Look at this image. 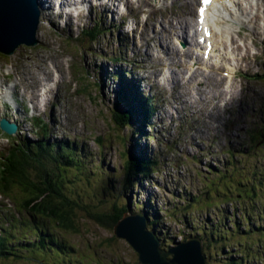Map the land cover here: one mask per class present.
<instances>
[{"label": "rangeland", "instance_id": "1", "mask_svg": "<svg viewBox=\"0 0 264 264\" xmlns=\"http://www.w3.org/2000/svg\"><path fill=\"white\" fill-rule=\"evenodd\" d=\"M48 1L53 7L52 15ZM190 1L192 6L187 0H149L148 9L146 4L137 8L138 3H134L132 13L138 10L139 17L135 20L130 11L116 5L117 0H110L109 5L118 11L113 16L119 29L113 28L111 36L106 31L95 43L87 39L83 46L80 38L70 36L67 40L60 35L80 29L89 13L99 19L101 9L92 12L90 4H103L86 0L56 13L57 2L45 0L36 40L37 45L42 44L36 49L22 44L10 56L0 55V75L11 73L18 103L31 97L36 101L42 98L38 117L50 129V140L77 136V151L82 150L64 181V191L75 202L74 229L55 219H34L26 214L13 218L7 213L0 217V233L12 241V251H19L15 244L28 245L22 240L35 238V243L41 239L48 247L49 241L65 243L71 264H139L128 242L114 235V226L100 223L95 217L110 216L118 210L114 203L120 207L129 200L131 213L142 209L150 213V220L156 217V229L166 231L160 240L165 243L173 238L167 242L169 247L184 241L188 234L195 236L198 230L204 239L205 264H226L232 261L230 257L241 264H264V0L249 4L240 32L235 29L241 35L237 41L248 50L232 43V53L238 60V54L247 50L248 57L232 78L235 93L224 106L221 100L227 98V79L223 74L227 69L202 64L208 59L202 60L201 48L194 43V8L198 0ZM170 11L176 19L190 22L186 36L176 21H169ZM91 17L88 28L92 27ZM171 23L177 24L179 32L171 33L166 28L170 37L165 34L164 43L156 35ZM26 24V33L30 34L36 24L32 14H28ZM118 31L128 36L121 44ZM135 52L148 60L133 57ZM195 55L197 62L191 59ZM102 64L112 68L107 70L106 85L95 90V98L77 91L67 70L85 68L92 74L91 88H95L100 80L105 81V70H98ZM114 73L119 74L118 82L112 78ZM162 73L171 79L167 84L159 79ZM51 78H56L57 86L41 90ZM135 79L141 81L138 91L129 88ZM124 83L130 97L124 94ZM178 91L183 95L175 98ZM147 98L154 108L150 114L146 113ZM193 110L198 113L192 115ZM115 111L117 123L112 118ZM51 117L56 127H50ZM121 121H125L123 126ZM145 122L151 123V127L145 126L146 135H151L147 142L139 135ZM3 136L0 135V154L8 147L7 136ZM142 142L149 153L155 154L158 164L146 178L136 176L133 186L124 192L128 198L125 200L120 191L126 159L141 148ZM49 229L53 231L47 232ZM33 248L31 252H19V256L0 257V264H69L64 255L52 254L51 249Z\"/></svg>", "mask_w": 264, "mask_h": 264}, {"label": "trees", "instance_id": "2", "mask_svg": "<svg viewBox=\"0 0 264 264\" xmlns=\"http://www.w3.org/2000/svg\"><path fill=\"white\" fill-rule=\"evenodd\" d=\"M99 22L101 24L100 26L93 27L91 30L84 32L82 37H84L86 40L89 39L92 43H95L100 35L99 28L102 27L103 33H106V31L109 32L110 27L108 26L107 28L101 20H99ZM81 40L84 41V39ZM1 54L2 53H0V55ZM113 60L117 61V58H113ZM109 68L112 67L102 64L98 69L101 72L105 70V81L108 79L107 70ZM90 77L93 79L92 74L90 76H84L82 79H80L82 86L81 92H85L89 96H93V98H95V90L97 87L101 88L105 81L103 83H98L95 88H91L93 81L90 79ZM112 78L113 80H117L119 78V74L114 73ZM97 81H99V77ZM126 88L128 89V85H126ZM127 89H124V94H128L130 97L131 92L128 93ZM118 120V115L114 114L113 121L117 123ZM122 123H125V121H121V125L123 126ZM139 135H143L144 137V135H146V131L144 133L143 129L139 130ZM147 136V139L151 137L150 134ZM167 140L170 141L171 139ZM76 149V145L73 143L68 144V142L65 140L50 142L49 139L46 140V138L44 139L41 136H39L37 139L31 138L20 141L16 144V148L13 150L11 147H9L7 154L0 156V196L2 197L3 201L8 200L10 204L13 205V208L9 209L6 207L2 216H5L7 213L15 216V212L26 214L30 218L34 219H36L37 216H43L44 218L55 219L64 227L74 229L73 217L75 214H73V205L75 202L72 201L67 196L68 194H66L64 191V181L69 176L66 174V172L69 171L70 168H75V162L77 160ZM146 151H148L147 148L143 149L142 151L141 149H138L136 152L137 154L128 153L129 158L126 155L128 159H126L125 173L122 178L121 186H123V188H121L120 191L121 196L125 200L128 198L126 197L127 194H124V192L130 190V188L133 186L136 176L143 175L146 178V176L152 170H154L155 166L158 164L155 154L148 152V155H146ZM234 180H236V178L231 179V181ZM250 188L254 194V182H252ZM228 193L225 191L226 195ZM125 204L122 202V205L119 207L117 206V203H114L118 209L114 214H111L110 216L105 214H96L95 217L98 221H100V223L103 222L114 226V224L120 219L124 212L131 211L129 200L127 204ZM76 205L78 204L76 203ZM135 205L136 204H134V206ZM140 211L145 213L147 217L148 214H150L149 212H146V210L141 209ZM247 219L248 218L245 220L247 221ZM148 220L149 230L151 229V231L156 233L158 237L160 235L166 234V231L162 232L161 230L156 229V217L153 220H150L148 217ZM237 225L239 226L238 222ZM243 228L246 229L245 227ZM5 229L6 227L3 228V230ZM37 230L38 232H41L40 229L37 228ZM214 231L217 230L214 228ZM214 231L211 230L210 234H212ZM196 233L197 234L195 236H198L202 242H204L203 236L198 230ZM190 236L193 235L188 234L187 238ZM187 238L185 237L184 240ZM213 239L214 236H212L211 240ZM170 240L171 241L165 240V243H163V240H160V246L168 248L169 244L167 242L171 243L173 238ZM50 242L52 243L53 241ZM10 243L11 240L6 235L0 233V257L5 258L6 256L11 255V252H9ZM51 243H49V247L46 245L42 247L38 246V248H43L44 251H47L46 249H51L53 251L52 254L64 255L68 260V263L71 264V253L70 251H67L68 248L65 243L53 242L52 244L55 246H52ZM173 243H175V241ZM202 245L204 246V243H202ZM35 246H37L36 243L34 241H30L27 245L29 249L28 252L33 251L35 249L33 247ZM229 260L232 261H227L226 264H241V261L237 262V260L232 257H230Z\"/></svg>", "mask_w": 264, "mask_h": 264}, {"label": "bare ground", "instance_id": "3", "mask_svg": "<svg viewBox=\"0 0 264 264\" xmlns=\"http://www.w3.org/2000/svg\"><path fill=\"white\" fill-rule=\"evenodd\" d=\"M41 0H38V2H40ZM85 1V0H83ZM108 1V0H107ZM126 1V0H125ZM159 1V0H157ZM190 5L192 6L193 3L190 0H187ZM245 2H248V4L251 3H255L257 2V0H245ZM48 5V9H49V14L52 15V4L50 1L47 2ZM70 3V0H60V8H59V13L62 12V8L65 7L66 4ZM96 3H102L103 5L101 7L96 6V5H91V11L93 12L94 10L97 9H101V15L99 17V20H101L103 22V24L108 28V26L110 27V30L113 28H119L118 25H116V21L115 19L112 17L111 19H108V13H115V9H111L110 6H108L107 3L102 2L101 0H97ZM36 4V2H35ZM38 4V3H37ZM36 4V6H37ZM128 6L131 8V4L127 3ZM146 4L145 7L146 9H148L151 5V3L149 2V0H138V5H143ZM22 5H26L28 6L27 8V12H29L30 10H34L33 8V4L30 2V0H0V44L4 45V44H11L15 39L19 38V37H23L24 35V26L26 25L27 19L25 18L24 14H26L25 12L22 11ZM46 5V4H45ZM162 5H164V3H162ZM39 6V5H38ZM247 6L246 3H244V0H215L207 9L205 14H200L196 8H194L195 13L197 14V16L200 19L205 20L206 24H210L212 23V25L214 26V30H212L211 33V37L208 41H213L214 43V47L211 51V55L205 50L203 43L194 39V43L195 46L198 48H201V53H205V55H207L208 57V61L207 60H203L202 64L206 65V66H215V68L219 67V66H225L228 69V72L225 74L226 79H227V89L231 90L232 88V78L233 76V72L236 71L238 72L239 70L242 69V64L243 61L248 57L246 51L248 50V47H246L245 45H243L242 43L238 42L237 40L240 39L241 35L239 34H234L232 35V30L233 32H235V29L233 28V24L234 23H242V18L243 16V7ZM250 8V5H249ZM148 10H144V12H147ZM171 13V17L168 18L169 21L172 18L173 21H176V23L179 25V29L181 33H185L186 36V26L188 24H190V22L185 21L181 18V20L176 19L175 15L173 14L172 11H170ZM42 12L40 11V17H41ZM243 16V17H241ZM134 17L137 18L138 17V10L136 13H134ZM241 17V19H240ZM139 19V18H138ZM137 19V20H138ZM147 21V20H145ZM148 22V21H147ZM176 23H171V25H167L162 31H160L158 33V35H156V37L166 43V41L163 39V34H166L168 37H170L169 33H167L166 28H169L171 33H176L179 32L178 31V26ZM147 25V24H146ZM161 29V28H159ZM109 30V31H110ZM172 30V31H171ZM215 31H217V33H215ZM119 34V40H120V44L122 42H125L128 39V36L126 33H121L118 31ZM37 35V34H36ZM191 35L189 36V40H190ZM25 39H22L23 43H26L28 45L32 44V41H24ZM184 41L187 42V39L184 38ZM225 43L228 45V50H225ZM235 44L237 47L242 48V50H244V46L247 48L246 51H244V53L242 54H238L240 59L237 60V57L235 55H233L232 53V48H231V44ZM4 47V46H3ZM178 47V46H177ZM0 50L5 51L4 49L0 48ZM154 52H156L155 50H153ZM184 55L186 54V52L183 53ZM149 55V54H148ZM133 57H141L142 59H146L147 58L141 56L138 52L133 53L132 55ZM197 58L198 56L195 55L194 59L197 62ZM228 59V60H227ZM196 70L194 69L191 73V75H193V73ZM171 73V72H170ZM175 74V73H174ZM224 75V74H223ZM190 77L188 78L187 81H189ZM101 83H103L100 80ZM127 83H124V86H126ZM127 89V88H126ZM127 92L130 93V91ZM183 94H181L180 91L177 92V94L175 95L176 97H181ZM197 92L194 91V96L193 97H197ZM165 113L167 111H164ZM198 113V110H193L192 111V115H195ZM208 134V133H205ZM9 138L12 140L10 141ZM23 135L20 132V130L15 131L11 134L8 135V141L10 143V147L11 149H15L16 148V144L19 143L20 141L23 140ZM146 155H148V151L145 152ZM230 194V193H229ZM43 217V216H40ZM46 219H52V218H46ZM49 231H53V229H49L47 232ZM30 241H34L35 242V238L30 239V238H26L25 240H22V242H30ZM12 242V241H11ZM40 239L37 240L36 245L37 246H46L47 244H45V242H43L44 244L40 243ZM50 243V241H49ZM15 246L17 247V250L19 251H12L11 248L10 250L12 251L11 255L12 256H19V252L22 253H26V250L28 249L27 245L26 246H18L17 244H15ZM35 246V247H37ZM206 247V246H205ZM205 250V248H204Z\"/></svg>", "mask_w": 264, "mask_h": 264}, {"label": "water", "instance_id": "4", "mask_svg": "<svg viewBox=\"0 0 264 264\" xmlns=\"http://www.w3.org/2000/svg\"><path fill=\"white\" fill-rule=\"evenodd\" d=\"M34 10L27 12L28 6L22 5V11L25 12V18L32 14L35 19V26L30 34L26 33L24 26V35L15 39L11 44H0V53L12 54L20 44H26L24 41H36V31L39 22V9L35 1L30 0ZM28 45V44H26ZM4 46V47H3ZM0 129L11 134L16 131V125L8 122L5 118L0 119ZM148 217L145 213L124 212L120 219L114 224L113 233L115 236L125 239L137 254L139 264H205L206 257L203 252L202 240L198 236H190L184 241H176L174 246L164 248L160 246V239L151 230H148Z\"/></svg>", "mask_w": 264, "mask_h": 264}, {"label": "snow or ice", "instance_id": "5", "mask_svg": "<svg viewBox=\"0 0 264 264\" xmlns=\"http://www.w3.org/2000/svg\"><path fill=\"white\" fill-rule=\"evenodd\" d=\"M205 2H207V0H205Z\"/></svg>", "mask_w": 264, "mask_h": 264}, {"label": "flooded vegetation", "instance_id": "6", "mask_svg": "<svg viewBox=\"0 0 264 264\" xmlns=\"http://www.w3.org/2000/svg\"><path fill=\"white\" fill-rule=\"evenodd\" d=\"M204 243V242H203Z\"/></svg>", "mask_w": 264, "mask_h": 264}]
</instances>
